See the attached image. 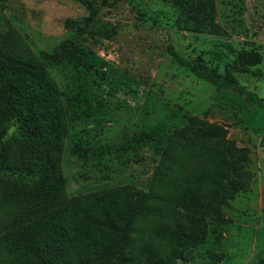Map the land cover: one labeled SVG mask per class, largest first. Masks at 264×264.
Segmentation results:
<instances>
[{
	"label": "trees",
	"instance_id": "obj_1",
	"mask_svg": "<svg viewBox=\"0 0 264 264\" xmlns=\"http://www.w3.org/2000/svg\"><path fill=\"white\" fill-rule=\"evenodd\" d=\"M5 1L0 0V264L189 261L205 241L209 222L226 223L224 207L248 189L249 147L229 139L224 124L190 116L167 135L146 189L121 183L67 196L61 157L70 120L64 100L70 97H63L47 65L90 67L77 38L94 31V15L65 19L64 27L75 35L50 51L34 52L3 13ZM155 1L175 11L177 29L217 27L213 0ZM167 53L195 77L264 109V99L230 74L216 73L171 46ZM236 55L238 71H247L249 53ZM141 140L146 137L131 142ZM71 151L82 148L74 143ZM207 253L212 263L222 259Z\"/></svg>",
	"mask_w": 264,
	"mask_h": 264
},
{
	"label": "rangeland",
	"instance_id": "obj_2",
	"mask_svg": "<svg viewBox=\"0 0 264 264\" xmlns=\"http://www.w3.org/2000/svg\"><path fill=\"white\" fill-rule=\"evenodd\" d=\"M213 2L217 27L210 32L173 27L175 11L155 0H6L1 9L34 52L75 35L65 19L94 15V31L77 38L90 67L47 65L63 97H70L61 157L66 195L121 183L146 189L174 128L190 116L224 124L229 139L249 147L250 185L224 207L227 222H209L205 241L177 264H255L264 259V109L195 77L167 53L171 46L228 73L264 99V0ZM239 52L250 55L247 71H238ZM137 136L146 140L132 143ZM74 143L80 153L71 151ZM207 251L222 259L212 263Z\"/></svg>",
	"mask_w": 264,
	"mask_h": 264
}]
</instances>
